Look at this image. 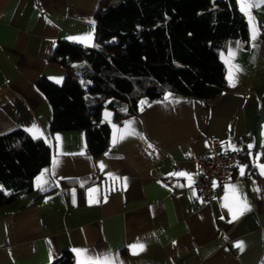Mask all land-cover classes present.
Listing matches in <instances>:
<instances>
[{
  "label": "crops",
  "instance_id": "crops-1",
  "mask_svg": "<svg viewBox=\"0 0 264 264\" xmlns=\"http://www.w3.org/2000/svg\"><path fill=\"white\" fill-rule=\"evenodd\" d=\"M99 5L100 0H0V134L19 128L52 148L51 162L33 178L31 190L0 205V264H49L65 249L76 264L73 249L108 255L115 264H261L264 176L255 165L264 163V3L252 9L257 39L251 40L243 15L247 39L229 38L219 49L226 88L217 97L166 92L154 100L141 98L131 113L127 104L109 107L103 120L104 105L100 115L110 126L109 144L95 156L86 152L83 130L49 129L51 107L36 82L63 83L66 69L50 60L58 41L95 46ZM88 34L90 41L75 39ZM122 112L127 114L118 115ZM32 125L37 130L30 133ZM132 129L136 134L113 145L114 136ZM210 139L219 142V150L235 148L243 155L231 180L213 182L206 203L192 182L200 173L192 156L210 149ZM110 172L126 177V183ZM179 172L192 179L175 175ZM226 185H235L251 209L235 220L225 207L236 206ZM92 187L99 203H88ZM134 243H143L144 251L133 255L129 245Z\"/></svg>",
  "mask_w": 264,
  "mask_h": 264
},
{
  "label": "trees",
  "instance_id": "trees-1",
  "mask_svg": "<svg viewBox=\"0 0 264 264\" xmlns=\"http://www.w3.org/2000/svg\"><path fill=\"white\" fill-rule=\"evenodd\" d=\"M247 36L235 0H100L95 46L58 41L50 60L66 69L63 83L36 82L51 107L49 129H81L88 150L101 155L110 138L100 115L104 105L127 104L131 113L141 98L166 92L215 98L226 88L219 49L229 38ZM51 159L52 148L41 138L19 128L0 134V205L30 191ZM49 264L76 262L65 249Z\"/></svg>",
  "mask_w": 264,
  "mask_h": 264
},
{
  "label": "snow or ice",
  "instance_id": "snow-or-ice-1",
  "mask_svg": "<svg viewBox=\"0 0 264 264\" xmlns=\"http://www.w3.org/2000/svg\"><path fill=\"white\" fill-rule=\"evenodd\" d=\"M238 2V5H239V8H240V11L242 12L243 15H245V17L247 18V21H248V24H249V31H250V38L252 41H255L257 39V37L260 35V32H259V28L258 26L254 23V20H255V17L252 15V9L255 8V7H259L260 3H264V0H237ZM75 39H78L80 42H86V41H90L92 39L91 37V34H88L87 36L85 37H82V38H75ZM236 45H237V48H239V45H240V42L237 41L236 42ZM229 55L234 59L235 58V52L234 51H231L229 52ZM235 67V70L238 72V71H241L240 69V66L239 65H234ZM228 79L230 81V83L232 84V86H234V79H235V75L234 73L230 70L229 71V76H228ZM59 82V81H57ZM170 93L169 94H166L165 97H164V100L167 101L169 100V97H170ZM144 101H141V104H143ZM110 113H105V116H109ZM126 125L128 126H131L133 124V121H126L125 122ZM115 127V126H114ZM34 130H37V126L36 125H32V128L28 129V131L30 133H32ZM136 134L135 133V130L132 129L131 131H127L125 130V133H122L118 138L116 136L113 137V145H115L117 143V140H123L126 138V135L127 136H131V135H134ZM34 138H39L37 136L34 135ZM143 138V137H141ZM57 141L59 142V136L56 137ZM149 147L151 148L152 145L149 144ZM253 148V145L249 144L248 145V149H249V154L251 155V149ZM233 150H238V149H233ZM83 154V153H81ZM257 160L259 159V154H257ZM59 161L54 159V164H58ZM259 171H260V174L262 176H264V163H257L255 165ZM100 167L101 169H103L105 167L104 164H100ZM240 174L243 176L245 174V168L244 167H241L240 168ZM175 175L177 176H186L189 178V180L192 179L191 175L188 174V173H185V172H179V173H176ZM41 176H43V173H41ZM108 176L112 177L113 179L115 180H121L123 179V181L126 183V180L127 178H121V177H118V176H114L113 173H108ZM41 177H37V181H40ZM194 183V181H192ZM84 185L81 184V187H83ZM37 187L40 188V190H44L40 184L38 183L37 184ZM226 188H229L232 190V198H233V201L235 203V208L231 207V206H228V205H225V207H228V211L230 213V215L232 216V219L235 220L237 219L240 215H243L246 211H250V206L248 205L247 203V200L246 198H244L243 196H241L237 190H236V186L235 185H226ZM0 190H3L2 187H0ZM73 191V204L76 203V195H75V189L72 190ZM98 193V189L97 188H88L87 189V195H88V203L89 204H94V203H99V199L97 197V194ZM105 201H106V197H105ZM223 218V217H222ZM231 222V221H229ZM236 246L238 248H240L241 250H243V242H238L236 244ZM129 248H130V251L132 252L133 255H137L139 254V252H142L144 251L145 249V245L143 243H134V244H131L129 245ZM73 252L75 253V255L78 257V260H77V264H115V258L113 257H110L108 255H103V256H100V255H90L88 253V250L87 249H73ZM80 257H83V259H79Z\"/></svg>",
  "mask_w": 264,
  "mask_h": 264
},
{
  "label": "built area",
  "instance_id": "built-area-1",
  "mask_svg": "<svg viewBox=\"0 0 264 264\" xmlns=\"http://www.w3.org/2000/svg\"><path fill=\"white\" fill-rule=\"evenodd\" d=\"M210 149L198 152L192 156L198 165L200 173L194 182V188L202 201L210 203L213 195L212 184L215 180L226 182L235 175L236 166L243 153L240 150H219V142L210 139ZM90 154L89 150H86ZM95 176H98L95 174Z\"/></svg>",
  "mask_w": 264,
  "mask_h": 264
},
{
  "label": "rangeland",
  "instance_id": "rangeland-1",
  "mask_svg": "<svg viewBox=\"0 0 264 264\" xmlns=\"http://www.w3.org/2000/svg\"><path fill=\"white\" fill-rule=\"evenodd\" d=\"M106 112L111 114V109L107 106H104L103 107V116H102L103 120L106 118V116H105Z\"/></svg>",
  "mask_w": 264,
  "mask_h": 264
}]
</instances>
